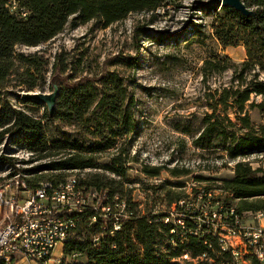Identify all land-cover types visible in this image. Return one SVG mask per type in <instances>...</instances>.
Masks as SVG:
<instances>
[{
	"label": "rangeland",
	"instance_id": "rangeland-1",
	"mask_svg": "<svg viewBox=\"0 0 264 264\" xmlns=\"http://www.w3.org/2000/svg\"><path fill=\"white\" fill-rule=\"evenodd\" d=\"M220 8V3L213 0H167L155 13H134L106 29L96 21L77 28L67 25L62 33L39 47L19 46L17 53L34 57L41 66L40 73L35 75L38 86L32 90L19 86L30 80L14 75L7 88L10 94L2 98L1 105L22 108L35 119H42L50 141L77 140L94 148L98 143L111 141L114 134H123L127 129L124 122L117 119L110 130L105 118L97 114H90L83 121L48 119L44 118V103L26 104L16 95L51 94L54 87L60 95L65 91L66 79L73 83L84 77H103L90 92L97 97L108 95L119 102L124 100L125 123L133 131L117 138L115 148L96 153L99 166L84 171L85 177L89 173L103 174L120 181L119 191L131 193L140 209L155 213L166 211L171 200L186 195L194 199L196 191L208 189L214 199H226L220 188L225 180L234 177L233 169L240 159H229L221 141L214 142L210 150L198 149L193 144L204 129L205 115L212 114L218 106L217 93L235 84L233 70L205 76L206 61L213 55L229 57L236 65L247 60L242 43L224 48L215 38L213 25ZM261 102V97L253 95L249 103ZM246 111L252 126L264 130V107L247 106ZM228 117L236 124L237 135L245 134L239 130L241 125L234 109L228 110ZM98 122L100 131L94 128ZM21 145L25 141L12 135H6L0 143V159L10 158L15 165L13 168L0 163V187L7 185L8 200L13 195L20 197L24 185L28 187L27 181L43 183L54 175L57 178L63 175L62 179L67 175L52 174L44 168L62 155L43 158ZM119 155L128 169L124 177L107 170L111 160ZM245 160L255 169L264 167V154H254ZM154 168L163 169L159 176L144 173L145 169ZM174 170L189 174L175 177ZM61 250L56 249L49 264L59 263Z\"/></svg>",
	"mask_w": 264,
	"mask_h": 264
},
{
	"label": "trees",
	"instance_id": "trees-1",
	"mask_svg": "<svg viewBox=\"0 0 264 264\" xmlns=\"http://www.w3.org/2000/svg\"><path fill=\"white\" fill-rule=\"evenodd\" d=\"M166 1L0 0V143L6 135H12L25 141V145L21 146L27 151L40 153L43 158L62 155L44 166L52 174L68 171H78L83 174L86 170L98 168V158L95 154L115 148L117 138L133 131V127L125 123L124 100L119 102L115 96L108 97V95L97 97L90 92V89L94 90L97 82H102L103 77H84L73 83L66 79L65 91L60 95L58 93L54 113L50 115L46 108L44 118L71 122L83 121L86 116L97 114L99 118H105L104 120L109 123L108 129L113 130L117 119H121L127 129L121 135L114 134L111 141L105 144L98 143L94 148L81 145L77 140L50 141L46 137L42 119H35L22 108L1 105L2 98L10 94L7 88L14 75L25 76L30 80L20 83L19 86H28L30 90L38 86L35 75L40 73V64L32 56L17 53L16 48L19 46L35 48L48 43L62 33L67 25L77 28L96 21L106 29L124 21L134 13H155ZM243 2L256 12V17L247 18L230 8L221 7L220 13L215 15L213 30L215 38L224 48L237 47L242 43L247 60L236 65L229 57L213 55L211 60L206 61L203 68L205 76L208 77L212 72L221 74L233 70L235 84L224 88L221 94L217 93L218 106L213 108L212 114L205 115L204 129L193 142L198 149L210 150L214 142L221 141L222 150L229 159L234 161L240 159L235 163L234 177L225 180L223 187L220 188L226 196L231 195V201L236 204L238 214L264 210V167L255 169L245 160L254 154H264V130H256L252 126L246 111L247 106L264 107V0H243ZM14 6L15 9L12 11ZM21 70H24L22 74H20ZM253 95L262 98L259 105L249 103ZM16 96L23 99V103L26 104L41 103L33 98ZM219 106L222 109H219ZM229 109L235 110L236 120L241 125L239 130L245 131V134L237 135L236 124L228 117ZM240 114L245 116L240 117ZM87 128L91 131L90 126ZM94 128L100 131V122L95 123ZM12 161L4 157L0 159V163L9 164L14 168ZM107 170L119 177H124L128 171L126 162L120 155L111 160ZM162 170V168H154L152 171L145 169L144 173L157 177ZM188 174V171H173L175 177ZM63 177L59 175L57 178L54 175L46 182L58 183ZM80 182L105 192L108 199L103 202L107 207L116 196L125 199L131 206L133 215L128 220L120 221L121 230L112 236L109 231L115 222L113 217L106 221L99 217L98 223L91 228H82V224L84 225L85 221L94 216L93 211L87 212L79 223L81 225L79 238L72 239L66 244L63 257L58 260V264H178L173 263L172 260L185 252L195 258L202 255L214 257L215 252L220 250L217 238L205 235L199 238L189 236L187 245L182 249L176 251L169 249L168 252H163L162 247L165 246L173 227L172 224L163 222L164 212L155 213L140 209L131 193L125 194L119 191L120 181L108 179L103 174L89 173L88 177L83 174L80 176ZM27 184L30 189H35L40 182L27 181ZM183 198L171 200V203H177ZM7 223L3 216L0 228ZM102 223L106 224L107 229L103 233L100 231ZM98 233L102 236L99 244L95 245L93 237ZM75 253L80 256L72 259ZM83 257L85 261H79ZM216 259L218 263L227 262L230 256L226 252L218 255ZM0 264L7 263L0 260Z\"/></svg>",
	"mask_w": 264,
	"mask_h": 264
},
{
	"label": "built area",
	"instance_id": "built-area-1",
	"mask_svg": "<svg viewBox=\"0 0 264 264\" xmlns=\"http://www.w3.org/2000/svg\"><path fill=\"white\" fill-rule=\"evenodd\" d=\"M14 9L15 6L12 11ZM66 173L58 183L43 182L35 189L24 185L20 197L13 195L12 200L7 199L8 187H0V208L8 221L0 228V260L7 264H49L57 247L64 248L70 240L79 238V223L87 212L93 211L94 216L85 221L82 228H91L99 217L104 221L113 217L115 222L109 231L112 236L121 230L120 221L132 217V208L125 199L116 196L107 207L103 202L108 199L105 192L82 184L80 176L83 174L78 171ZM196 195L194 199L186 195L164 211L163 222L173 227L162 251L182 249L189 236L205 235L217 238L220 250L214 257L195 258L185 252L172 262L264 264V210L238 214L231 195L217 200L206 190L196 191ZM102 224L101 233L107 231L106 224ZM101 233L93 237L95 245L99 244ZM207 246L211 248L208 243ZM226 252L229 261L218 263L217 256ZM79 256L75 253L72 259Z\"/></svg>",
	"mask_w": 264,
	"mask_h": 264
},
{
	"label": "water",
	"instance_id": "water-1",
	"mask_svg": "<svg viewBox=\"0 0 264 264\" xmlns=\"http://www.w3.org/2000/svg\"><path fill=\"white\" fill-rule=\"evenodd\" d=\"M219 2L221 7L230 8L238 13H240L244 17H256V12L253 9L248 8L243 0H213ZM58 88L54 87V91L51 94H42V93H34V94H25L23 95L25 98H33L41 103L46 105V108L50 115H52L56 108V102L58 97Z\"/></svg>",
	"mask_w": 264,
	"mask_h": 264
},
{
	"label": "crops",
	"instance_id": "crops-1",
	"mask_svg": "<svg viewBox=\"0 0 264 264\" xmlns=\"http://www.w3.org/2000/svg\"><path fill=\"white\" fill-rule=\"evenodd\" d=\"M3 216H4V210L2 209V208H0V221H1V219L3 218ZM59 247H61V246H59ZM58 248V247H57ZM56 248V249H57ZM63 250H61V252L59 253V260L63 257V252H64V248L63 247H61ZM56 251V250H55ZM56 257V256H55ZM19 263H22V262H19ZM18 263V264H19Z\"/></svg>",
	"mask_w": 264,
	"mask_h": 264
},
{
	"label": "bare ground",
	"instance_id": "bare-ground-1",
	"mask_svg": "<svg viewBox=\"0 0 264 264\" xmlns=\"http://www.w3.org/2000/svg\"><path fill=\"white\" fill-rule=\"evenodd\" d=\"M7 186V185H6ZM237 207V206H236Z\"/></svg>",
	"mask_w": 264,
	"mask_h": 264
}]
</instances>
